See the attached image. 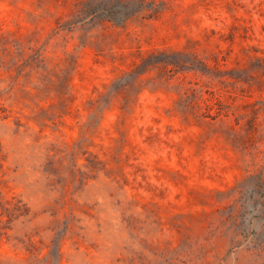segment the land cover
Segmentation results:
<instances>
[{"label": "rangeland", "instance_id": "1", "mask_svg": "<svg viewBox=\"0 0 264 264\" xmlns=\"http://www.w3.org/2000/svg\"><path fill=\"white\" fill-rule=\"evenodd\" d=\"M125 1L0 0V264H264V0Z\"/></svg>", "mask_w": 264, "mask_h": 264}, {"label": "trees", "instance_id": "2", "mask_svg": "<svg viewBox=\"0 0 264 264\" xmlns=\"http://www.w3.org/2000/svg\"><path fill=\"white\" fill-rule=\"evenodd\" d=\"M117 7L116 10L118 11V16H108L107 20L112 21L114 23L121 22V20L128 19L132 14L126 11V8L128 6L127 1L125 0H118V3L116 4ZM116 15V14H115Z\"/></svg>", "mask_w": 264, "mask_h": 264}]
</instances>
